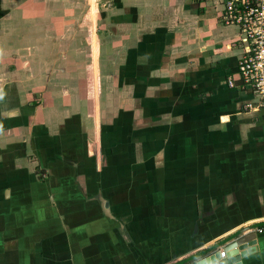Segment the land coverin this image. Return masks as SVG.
I'll list each match as a JSON object with an SVG mask.
<instances>
[{
	"label": "crops",
	"instance_id": "0c3cea01",
	"mask_svg": "<svg viewBox=\"0 0 264 264\" xmlns=\"http://www.w3.org/2000/svg\"><path fill=\"white\" fill-rule=\"evenodd\" d=\"M221 9L0 0V264H196L243 228L264 264V107Z\"/></svg>",
	"mask_w": 264,
	"mask_h": 264
},
{
	"label": "built area",
	"instance_id": "2783aa9c",
	"mask_svg": "<svg viewBox=\"0 0 264 264\" xmlns=\"http://www.w3.org/2000/svg\"><path fill=\"white\" fill-rule=\"evenodd\" d=\"M222 3L220 19L224 24L237 29L232 44L241 49L237 61L240 87L257 98V104L247 106L264 107V0H218ZM233 80L229 84L233 86ZM226 252H220L225 258Z\"/></svg>",
	"mask_w": 264,
	"mask_h": 264
},
{
	"label": "water",
	"instance_id": "95a60500",
	"mask_svg": "<svg viewBox=\"0 0 264 264\" xmlns=\"http://www.w3.org/2000/svg\"><path fill=\"white\" fill-rule=\"evenodd\" d=\"M264 223L257 224L256 227L263 226ZM253 228V227H251ZM246 228H243L236 232L235 234L231 235L225 241L221 242L219 245H216L205 252L198 253L192 256L190 259H195L196 264H210L215 262L216 260H221L223 264H242L241 258L246 256L249 253L254 252V241L247 240L244 235ZM218 248H223L226 252L225 258L220 259V250ZM216 250V252H214ZM213 252L214 254H209L205 257L207 253ZM188 260L181 261L179 263L173 264H183Z\"/></svg>",
	"mask_w": 264,
	"mask_h": 264
}]
</instances>
